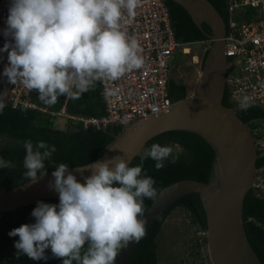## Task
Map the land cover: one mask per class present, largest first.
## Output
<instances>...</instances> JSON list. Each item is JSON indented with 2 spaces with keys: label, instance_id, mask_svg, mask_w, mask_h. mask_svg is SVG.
I'll return each mask as SVG.
<instances>
[{
  "label": "clouds",
  "instance_id": "9594fccd",
  "mask_svg": "<svg viewBox=\"0 0 264 264\" xmlns=\"http://www.w3.org/2000/svg\"><path fill=\"white\" fill-rule=\"evenodd\" d=\"M140 0H11L6 42L8 53L3 75L11 84L21 83L38 98L54 106L60 97L79 99L96 81L117 80L139 69L143 58L136 39H129L121 21L126 9L134 17ZM6 90L0 92V112L6 107ZM249 98L240 108L247 110ZM25 175L36 182L46 175L44 161L56 151L41 141L25 142ZM43 150V151H41ZM173 154L170 146L151 145L141 163L130 167L121 157L88 164L91 175L81 183L59 164L50 187L59 194V204L38 201L31 215L35 223L22 224L9 232L18 236L17 256L47 259L51 249L63 264H115L121 249L139 242L146 234L145 198L155 200V180L142 174L145 159L163 168ZM172 162H175L173 157ZM13 167L0 157V169ZM76 171L83 172V168Z\"/></svg>",
  "mask_w": 264,
  "mask_h": 264
},
{
  "label": "trees",
  "instance_id": "16d2710c",
  "mask_svg": "<svg viewBox=\"0 0 264 264\" xmlns=\"http://www.w3.org/2000/svg\"><path fill=\"white\" fill-rule=\"evenodd\" d=\"M219 11L227 25L228 14L226 11V0H209ZM169 8L171 24L174 37L182 43L206 45L202 53L201 66L206 57L210 39L207 34L211 28L202 23L201 28L192 21L187 11L172 0H166ZM249 16H247L248 18ZM186 83L169 78L168 96L180 100L187 94ZM38 95L30 97L36 104L32 107H13L6 104L0 112V157L11 161L13 167L0 169V191L13 188L27 180L24 168L26 156L25 142L31 141L35 145L41 141L49 146L55 145L56 151L50 159L44 161L46 172L55 170L63 163L68 167L83 165L98 158L104 148L112 141L114 135L120 132L121 128L108 126L104 129H97L93 126L83 127L68 123L64 129L55 127L53 112L59 111L62 107L71 114L85 116H102L105 113L104 101L100 95L99 81L86 92L81 94L79 99H71L66 96L59 98L54 106H48ZM223 104L234 108V103L229 100V92L225 90ZM250 104V103H249ZM236 114L251 128L256 140L262 138L264 129V109L255 104H250L247 110L240 107ZM170 146L173 154L164 162L160 170L155 168V161L151 158L143 162V172L155 180L154 187L160 191L164 186L184 178L196 179L207 182L210 176L211 166L215 157L214 150L210 143L201 135L186 130H171L160 133L150 139L142 154L137 155L129 163V166H137L141 163V157L150 149L153 144ZM178 148V149H175ZM43 151V150H41ZM175 157V162H172ZM257 169L264 166V151L258 149ZM45 203L59 204V199H42ZM37 202L21 207L15 211L0 212V264H63L62 258L53 256L51 249L45 251L47 259L31 260L26 255L17 256V249L14 247L18 236H9V232L22 224L35 223L31 215ZM152 199L145 198V210L150 206ZM177 208L185 210L189 215L190 223L199 231H206V217L204 208L198 193H188L180 197L168 210L146 223V236L138 243L132 242L130 260L131 264H164L161 261L158 250V238L167 217ZM244 228L247 239L264 264V198L254 194L250 189L245 196L243 204ZM206 243V236H202ZM198 240V239H196ZM201 241L193 243V251L190 256H200ZM120 252L115 260L118 264Z\"/></svg>",
  "mask_w": 264,
  "mask_h": 264
},
{
  "label": "water",
  "instance_id": "95a60500",
  "mask_svg": "<svg viewBox=\"0 0 264 264\" xmlns=\"http://www.w3.org/2000/svg\"><path fill=\"white\" fill-rule=\"evenodd\" d=\"M181 5L194 24L211 28L208 51L198 73L195 90L177 100L170 97L167 110L131 121L114 135L95 160L68 167L81 183L91 175L88 164L119 156L128 164L143 153L146 143L171 130L197 133L212 146L215 157L207 182L184 178L164 186L145 210L147 223L168 210L180 197L198 193L206 217V245L211 264H262L251 247L244 228L243 204L256 173L258 151L249 125L234 108L223 104L226 89V23L209 0H172ZM83 168V172L76 171ZM51 170L36 182L29 180L0 191V212L15 211L42 199H59L51 188ZM132 243L120 250L118 264H131Z\"/></svg>",
  "mask_w": 264,
  "mask_h": 264
},
{
  "label": "built area",
  "instance_id": "2783aa9c",
  "mask_svg": "<svg viewBox=\"0 0 264 264\" xmlns=\"http://www.w3.org/2000/svg\"><path fill=\"white\" fill-rule=\"evenodd\" d=\"M11 0H0V48L6 42L3 30L7 27ZM134 17L123 12L122 30L129 39H136L143 65L117 80H99L100 95L104 101L102 116L71 114L63 107L54 113L67 117L72 124L104 129L108 126L123 128L134 119L167 110L171 105L168 82L174 53L189 50L190 43L175 39L166 0H140ZM228 21L225 34L227 56L226 89L234 109L244 97L250 104L264 109V0H226ZM247 16H249L247 18ZM8 53L0 52V92L6 90L4 103L13 107H32L30 100L36 91L27 90L21 83L11 84L3 75L8 65ZM261 139V138H260ZM256 140V147L264 151V142ZM254 194L264 198V166L257 169L251 187ZM205 236V231H200Z\"/></svg>",
  "mask_w": 264,
  "mask_h": 264
},
{
  "label": "rangeland",
  "instance_id": "374dc122",
  "mask_svg": "<svg viewBox=\"0 0 264 264\" xmlns=\"http://www.w3.org/2000/svg\"><path fill=\"white\" fill-rule=\"evenodd\" d=\"M208 47V46H207ZM206 45L203 43L192 44L186 52L180 51L181 58L179 64L172 69L171 75L177 80L185 81L188 90L194 93L196 79L200 70L202 53ZM55 127L64 129L67 118L62 115H56ZM264 142V129L260 128ZM198 239V240H196ZM201 241L200 256H190L194 242ZM158 250L161 261L164 264H211L207 252V245L204 243L200 231L190 223L188 213L177 208L167 217L162 231L158 238Z\"/></svg>",
  "mask_w": 264,
  "mask_h": 264
},
{
  "label": "crops",
  "instance_id": "0c3cea01",
  "mask_svg": "<svg viewBox=\"0 0 264 264\" xmlns=\"http://www.w3.org/2000/svg\"><path fill=\"white\" fill-rule=\"evenodd\" d=\"M191 45V44H190ZM181 58V54H180V51H178V52H176V53H174V55H173V57H172V60H171V73H172V69H173V66L174 65H177V64H179V59ZM200 69H201V63H200ZM200 71V70H199ZM199 73V72H198ZM170 77H173L172 75L170 76ZM174 78V77H173ZM177 80V79H176ZM191 94H193V93H191V92H189V90H187V95H191ZM36 95H38V94H36ZM32 96H34V95H32ZM37 98H38V96H37ZM38 100H40L39 98H38ZM35 104V103H34ZM36 105V104H35ZM63 108V107H62ZM61 108V109H62ZM60 109V110H61ZM59 110V111H60ZM56 112H58V111H56ZM56 112H53V113H56ZM55 115H57V114H55ZM77 115H81V114H77ZM65 117V116H64ZM67 118V117H66ZM55 121L56 120H54V123H55ZM68 123H71L70 121H69V119H67V122H66V124L65 125H67ZM72 124V123H71ZM72 125H77V124H72Z\"/></svg>",
  "mask_w": 264,
  "mask_h": 264
},
{
  "label": "flooded vegetation",
  "instance_id": "af4514ba",
  "mask_svg": "<svg viewBox=\"0 0 264 264\" xmlns=\"http://www.w3.org/2000/svg\"><path fill=\"white\" fill-rule=\"evenodd\" d=\"M178 65H180V64L174 65V66H173V69H174L175 66L177 67ZM175 79H176V78H175ZM180 81H182V80H180ZM182 82L185 83V81H182ZM175 149H178V148H175Z\"/></svg>",
  "mask_w": 264,
  "mask_h": 264
}]
</instances>
